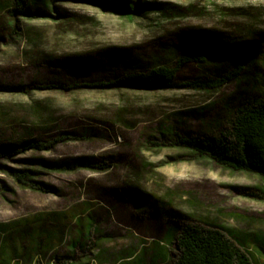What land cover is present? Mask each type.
<instances>
[{
  "label": "rangeland",
  "instance_id": "obj_1",
  "mask_svg": "<svg viewBox=\"0 0 264 264\" xmlns=\"http://www.w3.org/2000/svg\"><path fill=\"white\" fill-rule=\"evenodd\" d=\"M40 6L46 16L13 20L0 7V264H102L101 253L175 264L186 225L219 229L264 264V179L172 144L174 131L212 135L261 88L264 0ZM191 55L206 60L182 63L177 82L238 75L209 89L42 88L107 81ZM84 156L113 166L54 168ZM17 169L43 189L21 185ZM154 220L165 234L154 233Z\"/></svg>",
  "mask_w": 264,
  "mask_h": 264
},
{
  "label": "trees",
  "instance_id": "obj_2",
  "mask_svg": "<svg viewBox=\"0 0 264 264\" xmlns=\"http://www.w3.org/2000/svg\"><path fill=\"white\" fill-rule=\"evenodd\" d=\"M43 0H0V7L11 19L26 15L30 18L46 16L40 4ZM7 27L0 21L1 33ZM203 54V53H202ZM212 56L211 51L205 54ZM206 60L204 55L179 57L173 64L156 63L140 71H131L122 76L99 82H75L69 85L47 84L44 89L74 90L79 88H132L141 90H167L176 87L209 89L222 86L226 81L238 75V70L211 79H196L177 82V72L186 60ZM260 89L229 110L226 126L217 127L212 135L200 138L184 136L173 132V145L189 148L206 155L215 162L234 171H244L259 175L264 179V69L260 76ZM52 142H36L31 147L45 150ZM108 159L84 156L74 159L72 163L61 162L55 169L73 170L78 167L105 172L112 167ZM12 175L23 186L43 189L35 182L29 170H13ZM178 257L175 264H256L248 251L227 237L216 228H202L197 225H186L176 235Z\"/></svg>",
  "mask_w": 264,
  "mask_h": 264
},
{
  "label": "crops",
  "instance_id": "obj_3",
  "mask_svg": "<svg viewBox=\"0 0 264 264\" xmlns=\"http://www.w3.org/2000/svg\"><path fill=\"white\" fill-rule=\"evenodd\" d=\"M130 216H131V214H129V213H126V215H123V217L127 221H129V217ZM134 220H136V219L133 218V220H131V221L134 223ZM153 223L154 224H159V230H158V232H154V233H156V234H158L160 236L163 235V234H165V229H163V227H162V221H160V220H158V221L157 220H154ZM140 227H142V226L140 225ZM140 231L143 232L142 229ZM101 254H103L101 256V258L104 259V262H102V264H115V263L124 264L125 261L134 260V255H135V254H133V255H130V256H127V257H121V258H118V259L116 258V259H114L112 261L111 259H109L108 255L106 253H101ZM141 257H142V255H141ZM144 260H145L144 257H142V259H139L138 261L134 260L130 264H143L144 263ZM91 264H94V263H91Z\"/></svg>",
  "mask_w": 264,
  "mask_h": 264
}]
</instances>
